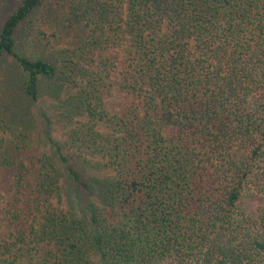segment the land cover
Returning a JSON list of instances; mask_svg holds the SVG:
<instances>
[{"label": "trees", "instance_id": "trees-1", "mask_svg": "<svg viewBox=\"0 0 264 264\" xmlns=\"http://www.w3.org/2000/svg\"><path fill=\"white\" fill-rule=\"evenodd\" d=\"M6 1L0 264H264V0Z\"/></svg>", "mask_w": 264, "mask_h": 264}, {"label": "rangeland", "instance_id": "rangeland-1", "mask_svg": "<svg viewBox=\"0 0 264 264\" xmlns=\"http://www.w3.org/2000/svg\"><path fill=\"white\" fill-rule=\"evenodd\" d=\"M8 4H11V0L6 1V5ZM5 10L7 9L2 8L1 0H0V17H2V13H5ZM1 19L2 18H0V22H1ZM51 32L52 30L50 29L48 33H51ZM113 76L118 78L117 72H114ZM121 87H122L121 84L116 83V85L112 89V94L108 96L106 99V107L112 112L120 111L127 100V95L125 94L123 90H121ZM45 99L46 98H44L43 100L44 103L47 102ZM42 128L43 127H42V121H41L36 126L37 133L38 131H41ZM99 129L103 131L107 130L104 124H100ZM55 135H59V134L56 133ZM241 203L250 215L257 217L264 209V194L258 193L248 188L243 192Z\"/></svg>", "mask_w": 264, "mask_h": 264}]
</instances>
